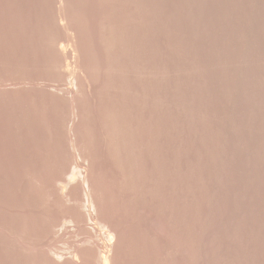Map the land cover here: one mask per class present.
I'll use <instances>...</instances> for the list:
<instances>
[{
  "label": "rangeland",
  "instance_id": "374dc122",
  "mask_svg": "<svg viewBox=\"0 0 264 264\" xmlns=\"http://www.w3.org/2000/svg\"><path fill=\"white\" fill-rule=\"evenodd\" d=\"M0 264H264V0H0Z\"/></svg>",
  "mask_w": 264,
  "mask_h": 264
}]
</instances>
